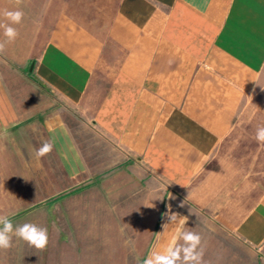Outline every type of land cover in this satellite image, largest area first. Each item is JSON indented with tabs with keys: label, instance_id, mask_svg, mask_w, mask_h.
I'll return each instance as SVG.
<instances>
[{
	"label": "crops",
	"instance_id": "0c3cea01",
	"mask_svg": "<svg viewBox=\"0 0 264 264\" xmlns=\"http://www.w3.org/2000/svg\"><path fill=\"white\" fill-rule=\"evenodd\" d=\"M94 4L91 22L63 13L53 31L40 32L43 57L30 73L44 91L0 94V216L44 215L46 229L61 231L76 213L68 193L91 183L72 196L78 209L184 216L187 207L205 220L184 225L202 238L203 264H264V143L256 140L264 127V0ZM20 7L0 0V23H9L5 9ZM32 17L12 26L15 47L27 39L34 53ZM75 119L91 135V161ZM45 141L53 150L37 159ZM5 166L23 169L11 175L19 185L6 198ZM168 189L169 207L147 206L149 195L164 198ZM105 198L118 205L111 210ZM166 223L156 250L175 234Z\"/></svg>",
	"mask_w": 264,
	"mask_h": 264
},
{
	"label": "rangeland",
	"instance_id": "374dc122",
	"mask_svg": "<svg viewBox=\"0 0 264 264\" xmlns=\"http://www.w3.org/2000/svg\"><path fill=\"white\" fill-rule=\"evenodd\" d=\"M97 0H22L20 10L25 15L33 16L37 30L36 45L34 53L28 50L27 39L21 38L24 42L18 47L16 43L8 42L7 38L0 32V43H5L3 53H0V94L5 96H21L44 91L35 82V77L30 73L31 66L36 65L42 59L41 42L43 38L40 32L52 29L59 25V15L69 14L78 16L84 21L91 22L98 15L99 8L94 6ZM4 31V30H0ZM15 41V40H14ZM13 52V53H12ZM19 58L20 62L13 61ZM75 131L78 132L79 144L84 158L91 161L92 142L91 135L86 130L80 131L78 120H72ZM53 162L55 159L53 158ZM90 164V162H88ZM260 178L264 172V154L261 155ZM5 177L4 196H10L12 189L19 184L11 182V175H21L23 171L18 166H5L2 168ZM25 170V169H24ZM256 169L254 168V171ZM21 171V172H20ZM91 183L76 184V189L68 193L67 205L76 213L68 216L67 225L62 224L61 231H48L49 243L44 250H38L29 246L26 242L13 236L12 247L7 250H0V264H142L150 252L156 250L157 236L160 235V225L167 221L166 214L157 215H109L92 214L85 209H78L81 204L79 200L72 198L78 189L85 190L91 187ZM135 189L133 188V202ZM164 198L147 199L148 207L164 206L171 204L170 190ZM150 194V193H149ZM91 205V198L85 200ZM110 208L118 203V199H106ZM28 202H30L28 200ZM118 205V204H117ZM116 205V206H117ZM75 207V208H74ZM27 208V207H25ZM7 209V208H6ZM112 210V208H111ZM118 212V208H115ZM92 211V210H91ZM184 217L199 224L204 223L203 216L194 213L189 214L187 207H184ZM157 219V221H156ZM11 220V219H10ZM12 221V220H11ZM157 223L152 231V225ZM15 225L34 223L38 227L46 228L45 216L41 215L36 220H28L26 217L20 221L12 222ZM159 224V225H158ZM203 250V247L200 246ZM203 264V262H202Z\"/></svg>",
	"mask_w": 264,
	"mask_h": 264
},
{
	"label": "clouds",
	"instance_id": "9594fccd",
	"mask_svg": "<svg viewBox=\"0 0 264 264\" xmlns=\"http://www.w3.org/2000/svg\"><path fill=\"white\" fill-rule=\"evenodd\" d=\"M22 0H16L19 5ZM2 15L9 23H0L3 34L8 42L14 41L18 36V31L13 24H20L24 13L17 8L16 10L5 9ZM5 43H0V53H3ZM256 140L264 143V127L258 128ZM53 143L45 141L35 150L37 159L46 156L53 150ZM183 206V205H181ZM170 225H176L175 234L169 242L163 246L162 250H154L143 259L142 264H202L203 250L200 248L201 236L194 231L184 230L186 219L179 213L169 212L166 214ZM13 236L26 242L29 246L38 250L46 249L49 243L48 231L44 227H38L34 223H24L15 225L7 216H0V250H7L12 247ZM183 243H179V241Z\"/></svg>",
	"mask_w": 264,
	"mask_h": 264
},
{
	"label": "water",
	"instance_id": "95a60500",
	"mask_svg": "<svg viewBox=\"0 0 264 264\" xmlns=\"http://www.w3.org/2000/svg\"><path fill=\"white\" fill-rule=\"evenodd\" d=\"M32 68H30V70H31Z\"/></svg>",
	"mask_w": 264,
	"mask_h": 264
}]
</instances>
